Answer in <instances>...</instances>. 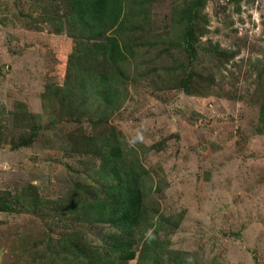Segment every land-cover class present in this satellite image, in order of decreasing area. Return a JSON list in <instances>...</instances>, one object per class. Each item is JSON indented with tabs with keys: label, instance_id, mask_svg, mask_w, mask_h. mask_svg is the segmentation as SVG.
I'll use <instances>...</instances> for the list:
<instances>
[{
	"label": "rangeland",
	"instance_id": "obj_1",
	"mask_svg": "<svg viewBox=\"0 0 264 264\" xmlns=\"http://www.w3.org/2000/svg\"><path fill=\"white\" fill-rule=\"evenodd\" d=\"M176 1L145 0L150 41L138 62L151 75L137 74L132 63L114 114L96 125V103L92 124L88 115L52 114L43 96L47 86L65 83L73 48L67 25L57 33L33 0H0V199L33 185L41 200L0 212V264H42L39 253L47 248L48 257L47 242L58 243L62 233L79 231L81 243L87 238L101 248L112 232L83 212L102 159L83 152L81 129L93 137L115 129L124 159L138 158L153 179L149 212L175 217V231L160 233L159 264H172L170 256L197 264H264V115L258 103L264 91L252 66L264 60V0H209L200 44H218L235 57L221 65L200 50L198 68H213L218 76L207 94H189L165 79L164 68L178 69L174 57L188 60L173 47L181 29ZM74 202L80 211L71 215L66 206ZM63 258L57 257L68 264Z\"/></svg>",
	"mask_w": 264,
	"mask_h": 264
},
{
	"label": "trees",
	"instance_id": "obj_2",
	"mask_svg": "<svg viewBox=\"0 0 264 264\" xmlns=\"http://www.w3.org/2000/svg\"><path fill=\"white\" fill-rule=\"evenodd\" d=\"M33 1L44 22L53 26L57 33L64 31L63 25H67L68 35L73 40L72 51L67 57L64 85H49L43 93L52 114L81 118L89 116L91 107L96 103L97 107L92 110L93 115L99 112L96 125L106 122L114 114L116 103L121 101V87L128 83L126 80L132 63L137 74L142 77L151 75L139 70L138 62V56L145 49L144 43L150 41L144 24L147 15L145 0ZM208 2L176 1L175 10L181 29L173 47L184 51L188 60L186 63L174 57L179 62L178 69L172 66L164 68L165 79L189 94H207L218 78L213 68H198L196 60L200 50L208 49L213 60L220 61L221 65L235 57L234 51L222 49L218 44H211L208 48L200 44L208 30L209 20L205 14ZM171 48L166 46V51L171 52ZM261 60L253 61L252 66L259 72L255 82L264 91V60ZM258 103L264 115V100ZM29 116L35 120V115ZM89 121H93L90 116ZM79 134L82 135L77 140L83 146V152L96 153L102 159L99 170L93 176L98 186H89L91 196L84 201L83 212L89 222L101 226L108 224L112 232L101 248L88 243L87 238L81 243L83 236L79 231L62 233L58 243L47 242L51 251L48 257L44 256L47 248L39 253L41 263L62 264L57 257L63 255V262L68 264H127L134 259H137L136 264H159L160 233H172L179 224L175 223V217L165 216L159 210L149 212L146 197L154 188L149 186L153 179L138 158L133 161L124 159L125 148L115 129H105L99 137L89 136L82 129ZM24 143H31V140L25 139ZM28 189L30 191L22 190L20 194L11 195L13 199L6 201L1 196L0 212L13 211L15 206L23 203L37 206L41 200L31 192L35 187L30 185ZM66 207L71 215L80 211L75 202ZM137 236L143 243L140 250L136 247ZM70 237H73V242ZM172 258L170 256L172 264H197L188 256Z\"/></svg>",
	"mask_w": 264,
	"mask_h": 264
}]
</instances>
